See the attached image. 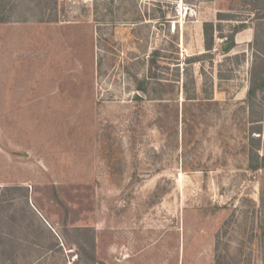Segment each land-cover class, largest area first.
<instances>
[{"label": "rangeland", "instance_id": "1", "mask_svg": "<svg viewBox=\"0 0 264 264\" xmlns=\"http://www.w3.org/2000/svg\"><path fill=\"white\" fill-rule=\"evenodd\" d=\"M0 10V264H264V0Z\"/></svg>", "mask_w": 264, "mask_h": 264}, {"label": "trees", "instance_id": "2", "mask_svg": "<svg viewBox=\"0 0 264 264\" xmlns=\"http://www.w3.org/2000/svg\"><path fill=\"white\" fill-rule=\"evenodd\" d=\"M2 15L0 17V22H7L10 20L7 14L0 10ZM264 19V16H263ZM40 20H46V19H40ZM243 27H246L245 25L241 24L237 29H242ZM215 27L213 23L206 22L204 24V34H205V47L207 50H212L215 45ZM239 31V30H238ZM227 41L229 42L230 46L227 48V52H229L236 44L235 42V35L232 34L230 36H227ZM264 64V60H262V63ZM264 92V65L261 68L257 69V66H254V77L251 79L250 87L248 90V98L249 100L254 99V103L256 98L258 97L259 92ZM254 133H259V136H254V143L258 142V146H260L261 140L264 139V129L262 127V121L264 120V117H254ZM257 125V126H256ZM254 167V165H253ZM5 251V250H4Z\"/></svg>", "mask_w": 264, "mask_h": 264}, {"label": "water", "instance_id": "3", "mask_svg": "<svg viewBox=\"0 0 264 264\" xmlns=\"http://www.w3.org/2000/svg\"><path fill=\"white\" fill-rule=\"evenodd\" d=\"M227 46H228V44H227Z\"/></svg>", "mask_w": 264, "mask_h": 264}]
</instances>
